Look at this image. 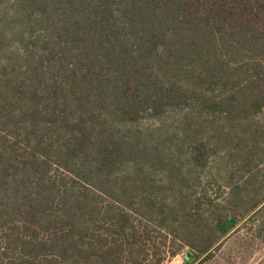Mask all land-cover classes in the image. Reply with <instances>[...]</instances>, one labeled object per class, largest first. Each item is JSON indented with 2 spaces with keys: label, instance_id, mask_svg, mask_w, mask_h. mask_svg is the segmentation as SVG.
Listing matches in <instances>:
<instances>
[{
  "label": "trees",
  "instance_id": "16d2710c",
  "mask_svg": "<svg viewBox=\"0 0 264 264\" xmlns=\"http://www.w3.org/2000/svg\"><path fill=\"white\" fill-rule=\"evenodd\" d=\"M237 225L264 244V0H0V264H206Z\"/></svg>",
  "mask_w": 264,
  "mask_h": 264
},
{
  "label": "rangeland",
  "instance_id": "374dc122",
  "mask_svg": "<svg viewBox=\"0 0 264 264\" xmlns=\"http://www.w3.org/2000/svg\"><path fill=\"white\" fill-rule=\"evenodd\" d=\"M188 251L189 248H185L182 254L166 264H186L184 255ZM206 264H264V244L250 236L247 228L237 225L215 258Z\"/></svg>",
  "mask_w": 264,
  "mask_h": 264
},
{
  "label": "water",
  "instance_id": "95a60500",
  "mask_svg": "<svg viewBox=\"0 0 264 264\" xmlns=\"http://www.w3.org/2000/svg\"><path fill=\"white\" fill-rule=\"evenodd\" d=\"M231 224H232V221H230V222H229L228 226L230 227V226H231Z\"/></svg>",
  "mask_w": 264,
  "mask_h": 264
},
{
  "label": "crops",
  "instance_id": "0c3cea01",
  "mask_svg": "<svg viewBox=\"0 0 264 264\" xmlns=\"http://www.w3.org/2000/svg\"><path fill=\"white\" fill-rule=\"evenodd\" d=\"M185 255H186V254H185ZM185 255H184V256H185Z\"/></svg>",
  "mask_w": 264,
  "mask_h": 264
}]
</instances>
